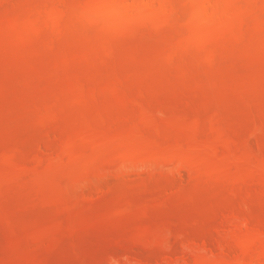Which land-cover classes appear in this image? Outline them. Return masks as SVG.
Returning <instances> with one entry per match:
<instances>
[{
    "label": "rangeland",
    "instance_id": "obj_1",
    "mask_svg": "<svg viewBox=\"0 0 264 264\" xmlns=\"http://www.w3.org/2000/svg\"><path fill=\"white\" fill-rule=\"evenodd\" d=\"M0 264H264V0H0Z\"/></svg>",
    "mask_w": 264,
    "mask_h": 264
}]
</instances>
